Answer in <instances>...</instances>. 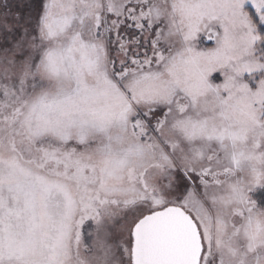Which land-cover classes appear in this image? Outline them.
<instances>
[{"label":"snow or ice","instance_id":"snow-or-ice-1","mask_svg":"<svg viewBox=\"0 0 264 264\" xmlns=\"http://www.w3.org/2000/svg\"><path fill=\"white\" fill-rule=\"evenodd\" d=\"M0 264H264V0H0Z\"/></svg>","mask_w":264,"mask_h":264}]
</instances>
